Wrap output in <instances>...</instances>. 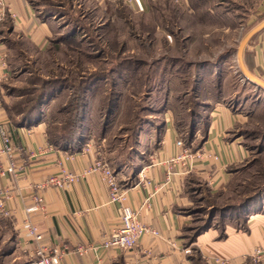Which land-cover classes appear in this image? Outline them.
I'll list each match as a JSON object with an SVG mask.
<instances>
[{
	"label": "rangeland",
	"instance_id": "rangeland-1",
	"mask_svg": "<svg viewBox=\"0 0 264 264\" xmlns=\"http://www.w3.org/2000/svg\"><path fill=\"white\" fill-rule=\"evenodd\" d=\"M31 2L53 27L43 47L4 32L11 76L1 96L14 121L40 93L48 95L40 111L53 134L68 135L69 120L84 110L80 150L89 144L95 162L126 188L150 159L148 133L160 131L169 114L185 143L196 126V147L212 108L230 107L242 123L229 137L239 138L247 157L234 167L225 194L197 188L189 227L206 225L211 208L233 206L231 217L246 209L240 205L248 198L258 197L248 208L264 203V87L254 81L264 80L245 64L249 40L241 48L264 25L257 14L264 0H141L142 10L134 0ZM83 89L86 104L74 111ZM225 220L218 213L213 225ZM1 222L0 264H17Z\"/></svg>",
	"mask_w": 264,
	"mask_h": 264
},
{
	"label": "crops",
	"instance_id": "crops-1",
	"mask_svg": "<svg viewBox=\"0 0 264 264\" xmlns=\"http://www.w3.org/2000/svg\"><path fill=\"white\" fill-rule=\"evenodd\" d=\"M261 6L258 15H264V3ZM5 8L7 18L0 26V74L9 78L10 49L5 44L4 32L10 28L11 35H20L43 47L53 24L40 20L31 0H6ZM258 29L247 39L243 55L248 70L264 80V26ZM240 120L232 108L214 106L204 140L192 150L218 159L198 160L191 171L182 168L170 180L166 179L165 168L156 163L174 157L179 151L176 144L180 139L172 115L166 117L160 131L148 133L146 146L150 159L139 169L135 182L126 187L127 203L138 219L157 234L150 232L141 237L134 251H120L103 246L121 226V211L119 204L111 201L103 175L87 172L96 161L93 150L57 148L49 142L46 119L32 125L14 121L2 101L0 125L17 148L14 161L18 166H26L25 173L10 174L7 157L0 156V197H7L10 211L8 217L0 220L6 222L9 230L6 235L14 246L9 255L16 256L15 261H20L17 264H32L35 260L38 243L24 226L27 209L34 206L36 185L68 171L79 176V180L65 188L50 187L43 191L44 210L30 217L44 245L67 252L60 264H195L194 248L201 255L202 264H243L256 248L264 245V203L247 208L240 216L226 217L222 232L214 226L200 234L192 246L187 245L185 238L197 188H206L212 196L225 194L234 167L247 157L239 138L229 137L242 123ZM79 246L86 248L84 254L72 251Z\"/></svg>",
	"mask_w": 264,
	"mask_h": 264
},
{
	"label": "built area",
	"instance_id": "built-area-1",
	"mask_svg": "<svg viewBox=\"0 0 264 264\" xmlns=\"http://www.w3.org/2000/svg\"><path fill=\"white\" fill-rule=\"evenodd\" d=\"M5 1L0 0V26L7 18V11L5 10ZM139 8L142 10L141 0H134ZM130 2V0H129ZM10 17H14L10 15ZM9 80L6 74H0V106L2 105V89L5 81ZM0 156L5 155L9 161V167L7 172L13 175L23 174L26 171V166H18L16 161H14V155L16 154L17 148L12 145L11 138L5 132V130L0 125ZM179 149L178 153L169 159L164 161L157 162L156 165L165 168L166 179L170 180L171 176L178 174L177 172L181 171L182 168L186 171H191L198 160H202L205 157L218 159L217 156H212L206 153L201 152L200 150L193 151L185 145V142L180 139L176 144ZM90 145L87 144L85 148H82L84 151H90ZM87 172H100L108 187L111 191L110 197L113 203H118L121 211V226L115 230L110 237L105 241L104 248L114 249L120 251H134L140 245L141 237L148 233L157 234L152 228L146 226L142 223L137 216V213L128 206L127 203V191L126 188H123L118 183L117 177L110 168L102 165L101 162L94 164ZM79 180V176L68 172L62 171L60 174L52 175L47 180L36 185L38 195L35 197L34 206L27 209L26 220L24 221L25 229L29 231V235L34 242L38 243L37 251L35 254V260L32 264H60L62 257L66 255L65 250H61L58 247H48L42 242V235L39 233L38 228L33 226L30 217L36 211H43L42 202H43V191L50 189V187L65 188L66 186ZM10 211L7 210V197H0V219L2 217H8ZM77 254H84L86 248L76 247L72 250ZM264 260V245L256 248L248 259L243 264L248 262L259 264Z\"/></svg>",
	"mask_w": 264,
	"mask_h": 264
},
{
	"label": "trees",
	"instance_id": "trees-1",
	"mask_svg": "<svg viewBox=\"0 0 264 264\" xmlns=\"http://www.w3.org/2000/svg\"><path fill=\"white\" fill-rule=\"evenodd\" d=\"M8 34H12V30H10V28L7 29ZM83 97L84 98H80L77 100H81L80 103L75 104V106L73 108L74 111H80V109L82 110L83 107L86 104V89H83ZM75 97L77 98V93H74ZM46 97H48V95L40 93L36 98H35V102H34V106L32 105L28 110H23V112H21V114L19 113V121L21 123L24 124H28V125H32L33 123H37L40 120H42V113L40 111V108L46 103ZM7 110V109H6ZM35 110H37L39 112L38 115L33 116V114L35 113ZM7 112H9V115L11 117V119L13 120V115L12 112H10L9 110H7ZM84 110H82V114L81 116L77 115V117H75L74 119H72L71 117V121L69 120V133L68 135H63V134H53L52 132H50L48 130V137H49V142L52 143L54 146H56L57 148H60L62 150H69V151H74V150H79L81 147V140H82V132H81V128L82 126V119L84 118ZM194 125H196L194 123ZM208 126V125H207ZM196 126H191V134H190V140L191 143H185V145L187 147H189L190 149H196L198 146L196 147H191V145L193 144V142L195 141V128ZM206 129L207 127L204 129V135L206 133ZM204 138V137H203ZM181 139V138H180ZM204 140V139H203ZM200 145V144H199ZM258 197L255 198H248L246 201H244L241 205L240 208H244L246 207V209L242 210L241 212H244L247 210L248 205L251 204L255 199H257ZM233 206L228 207V208H222V209H218L215 207L214 209L211 208V216L208 218V222L206 223V225L201 226L199 228H191V227H187L185 230V238L187 241V245L188 246H192L193 243L196 241L197 237L202 234L203 232L209 230L210 228L216 226L213 225V220L215 219L216 215H218L219 213V217L221 219H226L227 215L229 218V213H231V211L233 210ZM251 208V207H249ZM241 212L237 213L234 217L240 216ZM228 213V214H227ZM233 216V215H232ZM231 218V217H230ZM221 232L223 231V227L224 225H219L217 226ZM193 232V235L191 236L190 233ZM221 236H223V234L221 233ZM193 254H195L194 256V261L195 264H202L201 262V255L199 254L197 248L193 249Z\"/></svg>",
	"mask_w": 264,
	"mask_h": 264
},
{
	"label": "water",
	"instance_id": "water-1",
	"mask_svg": "<svg viewBox=\"0 0 264 264\" xmlns=\"http://www.w3.org/2000/svg\"><path fill=\"white\" fill-rule=\"evenodd\" d=\"M263 26H264V25H263ZM261 27H262V26H261ZM261 27H259V28H261ZM258 30H259V29H258ZM255 32H257V31H254L253 33H251V34L245 39V41L243 42L241 48H243L244 44L247 42V39H248L250 36H252ZM246 74H247L248 78H252V76H251L249 73H246ZM258 84H259V85H262V86L264 87V83L260 82V83H258Z\"/></svg>",
	"mask_w": 264,
	"mask_h": 264
},
{
	"label": "bare ground",
	"instance_id": "bare-ground-1",
	"mask_svg": "<svg viewBox=\"0 0 264 264\" xmlns=\"http://www.w3.org/2000/svg\"><path fill=\"white\" fill-rule=\"evenodd\" d=\"M243 70H245V69H243ZM250 79V78H249ZM252 80H254V78H251ZM255 82H257V83H260L259 81H257V80H254Z\"/></svg>",
	"mask_w": 264,
	"mask_h": 264
}]
</instances>
